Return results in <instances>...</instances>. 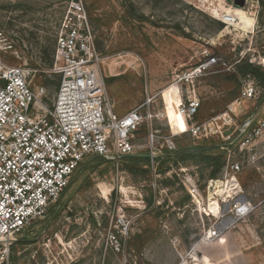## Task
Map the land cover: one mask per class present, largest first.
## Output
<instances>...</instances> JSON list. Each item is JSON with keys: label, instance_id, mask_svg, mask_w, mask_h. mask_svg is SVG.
<instances>
[{"label": "rangeland", "instance_id": "obj_1", "mask_svg": "<svg viewBox=\"0 0 264 264\" xmlns=\"http://www.w3.org/2000/svg\"><path fill=\"white\" fill-rule=\"evenodd\" d=\"M72 1L83 5L115 114L158 95L152 108L167 116L152 129L176 134V149H162L159 176L149 162L87 156L46 215L10 238L4 264H264V87L236 68L248 60L264 69V0H0V61L27 69L30 85L45 89L47 106L59 79L52 71L56 34ZM237 10L250 22L224 21ZM204 53L220 63L195 82L201 106L194 122L208 128L206 137L193 138L168 110L172 96L160 95ZM247 84L257 98L241 95ZM133 141L131 155H148L146 124ZM183 149L221 155L219 171L176 154ZM227 159L242 166L235 178L247 203L231 222ZM122 213L124 228L117 223ZM222 213L223 230L207 238Z\"/></svg>", "mask_w": 264, "mask_h": 264}, {"label": "built area", "instance_id": "obj_2", "mask_svg": "<svg viewBox=\"0 0 264 264\" xmlns=\"http://www.w3.org/2000/svg\"><path fill=\"white\" fill-rule=\"evenodd\" d=\"M100 62L80 1L69 4L56 34L52 71L59 73L60 80L51 106L43 102L45 89L30 85L27 69L0 61V264L8 259L10 238L46 215L87 156L113 160L134 154V135L142 124L147 126L148 157L154 173L162 149H176V134L160 136L152 129L154 119L167 116L152 108L158 95H147L141 104L122 116L115 114L98 69ZM219 63V58L204 53L196 64L177 72L171 85L161 92L163 98L166 93L172 96L174 110L185 123L183 132L193 138L206 137L208 128L206 121L194 122L201 106L195 82ZM241 95L255 99L257 91L254 85L247 84ZM245 128L246 125L243 131ZM251 136L241 144L248 143ZM241 168L238 161L229 159L223 167V175L229 176L224 196L235 200L227 222L247 209L246 201L239 197L241 190L235 178ZM191 191L199 193L195 185ZM220 215L207 231V238L213 239L223 230L225 215ZM117 223L125 227L123 213L117 217Z\"/></svg>", "mask_w": 264, "mask_h": 264}, {"label": "trees", "instance_id": "obj_3", "mask_svg": "<svg viewBox=\"0 0 264 264\" xmlns=\"http://www.w3.org/2000/svg\"><path fill=\"white\" fill-rule=\"evenodd\" d=\"M43 55H45V52L43 51ZM43 58H46L45 56ZM48 65H52V58L48 59ZM237 73H239L243 77H252L259 86L264 87V69L256 65L252 62H249L248 60H243L240 64L236 65ZM60 76L57 82V87L59 85ZM195 150V149H194ZM194 151L190 149H183L180 151H177L176 154H182V157L186 158H196L198 157V161L201 159L206 160L207 165L213 164L215 169L212 172V174H215L217 171H219L220 166L222 165V156L221 155H211L206 154L202 155V153H192ZM171 155V154H170ZM128 159L133 160L134 162H144L146 165L149 162L148 155H127Z\"/></svg>", "mask_w": 264, "mask_h": 264}, {"label": "bare ground", "instance_id": "obj_4", "mask_svg": "<svg viewBox=\"0 0 264 264\" xmlns=\"http://www.w3.org/2000/svg\"><path fill=\"white\" fill-rule=\"evenodd\" d=\"M236 17H237V19H239L240 20V22H246V23H249L250 22V19L247 17V16H245V14H244V12L243 11H241V10H237L233 15L232 14H226L225 16H224V21L225 22H234L235 21V19H236ZM239 22V23H240ZM236 25V24H235ZM244 25V24H243ZM245 26V25H244ZM248 26V25H247ZM168 110H173V112H174V101H172V109H168ZM195 256V255H194ZM194 258V257H193ZM197 259H199L198 258V256L195 258V261L197 260ZM198 262V261H197ZM181 264H187L185 261H183Z\"/></svg>", "mask_w": 264, "mask_h": 264}, {"label": "water", "instance_id": "obj_5", "mask_svg": "<svg viewBox=\"0 0 264 264\" xmlns=\"http://www.w3.org/2000/svg\"><path fill=\"white\" fill-rule=\"evenodd\" d=\"M236 3H238L239 5L243 4V0H236Z\"/></svg>", "mask_w": 264, "mask_h": 264}]
</instances>
